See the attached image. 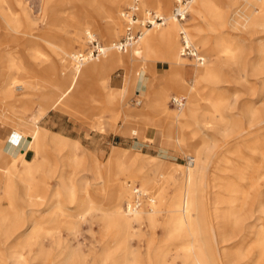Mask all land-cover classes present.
Wrapping results in <instances>:
<instances>
[{"label": "bare ground", "instance_id": "1", "mask_svg": "<svg viewBox=\"0 0 264 264\" xmlns=\"http://www.w3.org/2000/svg\"><path fill=\"white\" fill-rule=\"evenodd\" d=\"M39 1L47 6L54 2L61 5L68 0ZM71 1L84 2V6L69 14L63 22L71 27L69 37L59 42L42 39L59 58L58 63H52L39 51L36 54L43 57L47 66L38 73L28 71L20 61H9L10 75L0 87L3 100L17 103L24 97H36L40 105L38 112L43 115L54 109L70 112L81 101L92 99L84 90L89 82L97 79L100 88L104 87L113 70L125 65L128 57L134 65L130 67L131 75L125 89L111 88L105 94L107 105L122 103L127 91L142 95L143 108L125 114L126 124L133 122L141 128L147 125L150 115H154L158 123L152 125L160 129L162 138L172 139L178 149L184 144L188 123L198 128L196 133L203 145H207L214 134H219L230 145L217 146L213 140L214 151L210 158L202 160L200 154L192 158L187 156L188 165L183 169L171 163L165 174L154 180L157 157L144 158L136 154L125 164V150L121 152L115 148L102 168L93 158L78 156L79 145L74 139L58 133L43 135L35 125L28 133L12 129L16 135L14 142H3L0 137V233L6 237L23 228V253L16 256L9 250L4 255L0 250V264H26L31 254L34 259H44L48 264H89L95 254L98 264H176L177 260L180 264H264V44L251 63L242 62L239 51L222 43L210 46L199 25L201 21L206 25L211 21L217 25L264 31V0H243L245 7L239 5L242 0H226L228 9L225 10L216 0H189L186 9L193 20L188 31L181 23L187 17L177 21L173 9L170 13L171 0H163L162 8L157 0H143L138 5L137 16L142 18L150 12L148 10L161 9L166 15L164 23L144 28L140 39L124 52L117 51L115 43L100 45L103 55L98 58L91 57L89 49L86 55L76 53L75 47L97 41L94 33L115 38L120 27L116 14L118 12L121 17L119 9L124 5L130 7L133 0ZM3 4L17 8L25 19L32 21L27 0H0V12ZM50 19L61 21L54 13ZM182 33L193 50L198 52L199 48L207 57L205 61L201 55V64L194 60L190 64L194 71L189 84L184 70L188 58L181 51ZM165 55L170 77L162 84L156 83L152 80L155 72L150 70L148 60H159ZM240 69L246 78H255L257 85L249 91L247 103L239 106L236 101L231 108L236 114L231 115L224 98L207 93L204 84L215 87L213 91L217 92L222 88L220 85H230L232 77L229 74L235 71L238 74ZM170 92L177 95L171 100L181 102L177 112L168 106ZM4 125L0 120V127ZM90 126L100 129L93 121ZM140 128H133L136 135ZM48 146L52 147L55 159L48 156ZM78 168L86 173L93 170L96 179H101L106 170L108 184V179L116 172L125 174L122 177L127 175L121 181V191L108 208H103L90 196L89 181L74 177V170ZM65 169L72 172L67 173ZM176 171H180L179 181L174 179ZM38 172L43 180L56 178L59 187L52 191L46 187L42 192L36 185L30 187ZM14 178L25 183L23 196L14 192ZM106 181L102 183L103 189L96 187L97 183L93 186L103 191ZM169 185L174 187L172 193H168ZM215 189L212 203L208 193ZM212 204L222 206L216 225L212 221L215 211L210 208ZM80 219L89 220L90 228L97 224L102 236L107 238L108 241L100 245L99 253L97 249L85 252L75 242ZM157 228L163 231L165 246L160 255L149 256L145 262L134 241L149 236L151 242ZM44 238L55 241L57 255L40 244Z\"/></svg>", "mask_w": 264, "mask_h": 264}, {"label": "rangeland", "instance_id": "2", "mask_svg": "<svg viewBox=\"0 0 264 264\" xmlns=\"http://www.w3.org/2000/svg\"><path fill=\"white\" fill-rule=\"evenodd\" d=\"M27 1L30 3L29 16L32 20L31 22H29L28 19H25L20 10L17 8L12 6L9 8V5L6 4L1 5L3 9L2 12H0V87L2 82L6 81L10 75L9 61H20V63H22L28 71L38 73V71H42L43 69L45 70L47 66L43 57L36 54V51H39L48 56L52 63L57 64L59 58L54 53L50 52L42 39L54 41L56 39L55 42H59L61 39L68 38L71 27L63 25V22L67 19L69 14H74L78 8L80 9V7L84 6V2L75 3L71 0H68L66 3L61 5L54 2L53 4L47 6H44V4H42L39 0ZM157 1L160 8H162L163 0ZM174 2L175 0H171L170 13L174 7ZM216 2L219 4L221 9H228L226 0H216ZM142 3L143 0H140V4ZM239 5L245 7L246 3L242 0L239 1ZM126 7H128V5L121 7L119 9V13H122ZM148 11L154 12L157 16H166L163 14L161 9L160 11ZM53 13L56 14L61 21L50 19ZM116 17H118L120 27L119 33L116 34L115 38L109 39L99 35L98 33L93 34L101 46L111 45L122 38L123 21L118 12ZM139 18L142 19L141 17ZM192 20L193 18L188 10L187 19L181 22L187 28V31L192 24ZM98 21L100 22L101 19L99 18ZM199 25L210 46L214 47L216 43H222L232 50H237L240 53L239 59L242 62L251 63L254 58L259 55L258 50L260 46L264 44V31L260 28L242 29L237 25H234L233 27L229 24L217 25L211 21H209V25H206L203 21H201ZM191 41L193 43L192 39ZM89 48V43H84L83 47H75V51L76 53L81 52L82 54H85ZM197 51L205 58L206 61V55H204L199 48ZM162 53L164 54V52ZM166 58L167 57L165 55L159 60H148L150 70L155 72L152 80L156 83L162 84V82L168 80L170 77V70ZM186 62L187 65L184 67V70H186L185 80L189 84L192 81L194 71L193 66L190 64H193L194 62L190 58L186 59ZM126 65L129 67L127 68ZM133 65L134 63L127 57V64L117 67H124L126 70H114V72L110 74L108 83L104 85L105 88H100L97 79H94L92 83L89 82L84 90L88 91V93L92 95V99L81 101L77 104L78 106H73L70 112H63L61 110L54 109V111H49L43 115L38 112L40 105L36 97H24V100L21 102L8 103L2 99V94L0 93V120L6 124L0 127L1 140L9 143L14 142V137H16V135L11 132L12 129H21L28 133L35 125L36 128H39L41 134L43 135L50 136L54 133H58L66 138L76 140L79 145L77 152L78 156H88L90 160L93 158V160L100 164L102 168L105 165L106 160L109 158L108 156L113 152V150H115V148H118L121 152L125 150V155L123 157V162L125 164H128V161L136 154L143 156L144 158L157 157L158 166L153 177L154 180L159 176L162 177L171 163L174 164L177 169H183L184 166L188 165V158L195 157L199 154L202 160L210 158V153L214 151L212 144L213 140L217 146L219 145L226 148L230 145L223 141L219 134H214L212 140H210V142L207 141V145H203V142L196 133L198 128L195 127L194 124L188 123L189 126L184 130V144H182V147L178 149L176 147V143H174L172 139L162 138L160 129H158V127L155 128V126L152 125L158 123V118L156 116L154 117V115H150L147 125L145 124V126H142L141 128L133 122L126 124L123 120L125 114L137 112L143 108L142 105L144 104V100L142 99V95L127 91L124 96L125 99H122V103L117 104L116 102V104L107 105L105 94L112 89L116 91H123V89H125L127 81L131 75L130 67ZM227 73L228 71H225V74ZM229 75L232 77V83L230 85H220L222 88L217 92L213 91L215 90V87H211L206 84H204V87L205 91L210 93L212 96H221L224 98V102L228 105V111L230 110L229 114L234 115L236 114V111H232L231 108L234 107L236 101L239 106L243 105V103H247L250 99L248 93L250 90L255 89L257 83L255 78H246L245 72L241 69L238 74L235 71ZM147 76H149V74H147ZM174 96L177 95L170 92L167 103L170 109L177 112L178 109L171 104V98ZM136 102H141V104L137 106L135 105ZM91 121H93L100 129L91 127ZM133 128H140L137 130V135L135 133L136 130ZM46 151L48 152L50 159L56 158L51 146H48ZM50 154L53 155V157H51ZM62 156L63 154L60 155V157ZM187 156L188 158H185ZM65 170L67 173L71 171L70 169ZM220 174L221 173H219V175ZM122 175L125 174H120L118 172L114 173L110 176V179H108V181H110L108 184L106 181V170L104 171V174H101V179H96L97 176L93 173V170L92 173H86L81 168L74 170V177L76 179H86L89 181L90 196L96 198L103 208H108L121 191V181L127 177V175L123 177ZM180 177V171H176L174 174L175 181H179ZM41 179L43 180L42 174L38 172L34 175L33 182L32 184L30 183L29 186L32 187L33 185H36L40 192L46 191V187H48V191L56 190L59 187V182L56 178L55 180L43 181ZM17 180L16 178L13 179V183H15L14 192L23 196V192L26 190V185L20 180ZM105 181L107 186L103 190L104 193L102 190L97 191L95 186L98 188L102 187L101 189H103L104 187L102 183ZM96 183L100 186L95 185ZM167 190L168 193H172L174 187L169 185L167 186ZM214 192H217V189H215V191L210 190L208 193L212 203L215 197ZM79 197L82 198L83 195L80 194ZM122 206L125 209V206ZM210 208L215 209V211L213 210L214 212H212L214 215L212 221L216 225L219 221V211L222 206H214L212 204ZM73 211H75V209ZM77 227L79 232L77 235L78 238L75 242H77L78 247L89 253L93 251L92 249H97L96 252L99 253L100 245L105 241H108L107 238L102 236L103 232L99 226L96 224L90 228L89 220L80 219L77 222ZM23 231L24 229L22 228L19 231L12 233L13 235L10 234L6 237H3L0 233V250L4 255L9 253V250L16 253V256H20L23 253V239L21 237L23 235ZM61 233L62 235L64 234L63 232ZM154 234L155 236H153L154 238H152L151 242L149 241V236H146V238L141 239L139 242L134 241V246L138 247V252L142 257V260L145 262L149 256L150 258H155L160 255L162 248L165 246L162 229L157 228L156 231H154ZM40 244L49 249L53 255H57L58 249L55 241L44 238L40 241ZM96 252H94V254ZM27 260L26 264H48V262L44 259H34L32 254L29 258L27 257ZM98 263L99 258L95 254L94 258L92 257L89 261V264ZM7 264L9 263L7 262ZM176 264H180V261L177 260Z\"/></svg>", "mask_w": 264, "mask_h": 264}, {"label": "built area", "instance_id": "3", "mask_svg": "<svg viewBox=\"0 0 264 264\" xmlns=\"http://www.w3.org/2000/svg\"><path fill=\"white\" fill-rule=\"evenodd\" d=\"M189 3V0H175L173 15L177 21H183L187 17V9L186 6ZM140 4L139 0H133V3L130 7L124 8L121 13V17L123 19L124 28H123V36L122 38L115 43V48L119 52H124L126 48L135 44L140 37L143 35L142 31L144 28H152L154 26H160L164 23L163 17H158L151 12H146L142 19L137 16V8ZM181 51L184 57L190 58L194 60L197 64H201L203 62V58L201 57L199 52L193 50L187 42L184 40V34H181ZM90 55L93 58L101 57L102 51L100 49V44L96 40H92L89 43ZM86 55V54H84ZM80 61L83 60V56L80 55ZM171 104L175 108H181V102L177 100H171ZM136 105V103H135ZM138 106V105H137Z\"/></svg>", "mask_w": 264, "mask_h": 264}, {"label": "crops", "instance_id": "4", "mask_svg": "<svg viewBox=\"0 0 264 264\" xmlns=\"http://www.w3.org/2000/svg\"><path fill=\"white\" fill-rule=\"evenodd\" d=\"M126 64H127V63H126ZM126 66H127V68L129 67L128 65H126ZM116 69H123V70H126V69H124V67H123V68H115L114 70H116ZM114 70H113V72H114ZM113 72H112V73H113ZM112 73H111V74H112ZM50 112H51V111H50Z\"/></svg>", "mask_w": 264, "mask_h": 264}]
</instances>
